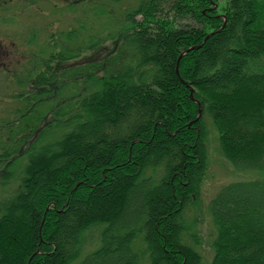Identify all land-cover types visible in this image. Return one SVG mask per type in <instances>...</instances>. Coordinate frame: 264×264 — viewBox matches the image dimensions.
<instances>
[{
    "label": "trees",
    "instance_id": "1",
    "mask_svg": "<svg viewBox=\"0 0 264 264\" xmlns=\"http://www.w3.org/2000/svg\"><path fill=\"white\" fill-rule=\"evenodd\" d=\"M19 1L27 2L20 12L36 2ZM45 1L78 14L77 28L53 31L60 42L48 43L32 26L38 45L27 42L37 54L15 76L14 93L8 87L12 101L0 114V264H204L196 218L189 223L186 213L198 210L206 121L240 175L207 203L209 264H264V0H137L118 13L113 8L127 0ZM13 2L0 0L2 13ZM105 20H113V34L80 40ZM13 47L0 40V61ZM91 55L88 64L63 67ZM0 64V81L11 82L15 71ZM134 186L142 190L131 194ZM112 253L125 258L111 260Z\"/></svg>",
    "mask_w": 264,
    "mask_h": 264
},
{
    "label": "rangeland",
    "instance_id": "2",
    "mask_svg": "<svg viewBox=\"0 0 264 264\" xmlns=\"http://www.w3.org/2000/svg\"><path fill=\"white\" fill-rule=\"evenodd\" d=\"M16 3L10 5L8 8V11L2 13V8H0V40H3L5 44H8L10 46V40L12 39L15 45L18 47H13L15 50L14 52H11L9 50V58L6 60V63L9 64L8 70L14 72V74H11L12 76L10 77L9 81H15V82H8V83H3L0 81V114H3L8 108L9 104L12 99H8L11 96H8L7 93H9L11 90L8 87H12L13 84H16L17 86V79L15 76H20L22 72L24 71V68L28 66V62L30 59V56L33 54H37V50L32 46L31 43H28L27 41L32 40L34 41V45L37 46L38 43L34 37V35L28 34L31 31V27H39L40 26V33L37 35V39L39 42H45V41H56L57 43L60 42V38L58 36L61 31L67 30L68 26H71L72 29L77 28V16L78 14H73L70 13V10L63 8L61 9V14L58 11H53L51 9L52 2H48L45 0H35L36 2L33 4V6L29 5L23 12H20L19 10L27 4L25 3H20L19 0H14ZM137 0H127L122 6L118 9V7L113 8L115 13H118L119 10L128 8V7H134L136 5ZM54 3L61 5L62 1L60 0H55ZM214 8L218 7V3L213 2ZM81 9V8H80ZM39 15H37L34 11H37ZM88 11V10H87ZM55 12V13H54ZM14 13L17 15L14 16ZM58 13V14H56ZM63 16V17H62ZM61 18V19H58ZM58 19V20H57ZM91 19V15H90ZM89 19V20H90ZM115 20V19H114ZM109 20L103 21L101 24H98L96 26L90 25V31H83L82 36L80 37V40L84 39L88 35H99L101 37H106L108 34H113L114 28H108L113 24V20L108 22ZM115 23L117 21L115 20ZM190 23V22H189ZM87 25V23H86ZM106 26L110 31H106L105 29L103 32L100 34L98 33L99 29H103V27ZM60 31L59 33H55V36L52 34L54 33L53 31ZM8 34V36L5 37V35ZM84 34V35H83ZM12 35L13 38L10 36ZM116 39V37H115ZM49 43V42H48ZM25 45V46H24ZM54 45V46H53ZM114 45V40H108L104 42L103 44V49L101 54H105L109 50L112 49ZM51 46L56 47L55 43H53ZM89 55L91 52H88ZM87 53V54H88ZM5 54V53H4ZM3 54V55H4ZM28 57V58H27ZM94 58L93 55L90 56V59L82 60V59H70L69 61L64 63L63 67L66 68H72L76 65H84L88 64V61L92 60ZM264 63V59L262 60ZM264 66V64H262ZM29 67V66H28ZM30 68V67H29ZM65 68V69H66ZM65 69H63L61 72H63ZM264 69V67H263ZM5 74L2 73L1 77L4 76ZM8 84L9 86H6ZM87 87H84L85 90L91 86V83L88 82ZM7 87V88H6ZM14 86L12 87V92L14 93ZM253 91L251 89H248V92L245 94L248 97H255L253 94H251ZM250 100H253L251 98H248L247 101H243L241 103H244V106L249 105L250 103L248 102ZM7 100L8 103L5 101ZM121 104V102H120ZM202 113V110L201 112ZM207 122V130L210 131V134L208 135L207 143H206V150H207V160H206V172L205 176L201 181V184L198 186V192H199V197L198 201H196V204L198 210L193 208L192 210H187L186 217L189 223L193 221L194 218H196V225L193 228V230L196 231L197 236H198V242H200V247L199 251L204 259V264H209L210 260L212 258V252L209 248V242H210V236H211V220L210 217L207 213V203L209 200L218 192V190L225 184L234 181L238 178H240V175L234 171V169L230 166V164L223 158L221 153L219 152L218 144H217V138L215 136V133L213 129L210 127L211 124L209 121ZM104 129L103 125L99 128L98 132H101ZM120 129H118L115 134L120 133ZM75 144V143H74ZM244 149V147H242ZM38 181H45L41 175L36 176ZM47 182V181H46ZM142 189L139 188L138 186H134L133 190L131 191V194H134L135 192H139ZM254 196L256 199L259 198V193L255 192ZM242 201H236L234 203H230V207H234L236 205L241 204ZM33 204V203H31ZM124 209L127 210L130 214L133 213L132 209L128 208V205L124 204ZM23 207L20 208L16 212L15 220L19 221L21 218V215L23 213ZM251 211H247L246 213L241 212L240 213V223L244 225L246 221V216L251 215ZM69 225H75V219L71 218L68 220ZM264 225V224H263ZM231 227H229L230 229ZM264 229V227H263ZM112 235H114L112 233ZM189 245H192V241L188 240L187 242ZM94 246L87 247L85 249L84 253H87L91 251ZM118 257L125 258V255L123 253L120 254H114L112 253L110 255L111 260H115ZM225 258H228L226 256ZM73 264H78L77 261L74 262ZM142 264H146L143 262Z\"/></svg>",
    "mask_w": 264,
    "mask_h": 264
},
{
    "label": "flooded vegetation",
    "instance_id": "3",
    "mask_svg": "<svg viewBox=\"0 0 264 264\" xmlns=\"http://www.w3.org/2000/svg\"><path fill=\"white\" fill-rule=\"evenodd\" d=\"M8 48V47H7ZM12 52V51H11ZM6 54H7V56H5V59H3L2 61H0V63H2V64H5V65H9V64H7L6 63V60L9 58V50L7 49L6 50V52H5ZM1 65V64H0Z\"/></svg>",
    "mask_w": 264,
    "mask_h": 264
},
{
    "label": "water",
    "instance_id": "4",
    "mask_svg": "<svg viewBox=\"0 0 264 264\" xmlns=\"http://www.w3.org/2000/svg\"><path fill=\"white\" fill-rule=\"evenodd\" d=\"M191 90V93H190V97L192 98L193 96H192V89H190ZM196 103H197V101L196 100H194ZM198 104V103H197ZM201 112V109H200V107L198 108V116H197V118H196V120L200 117V113Z\"/></svg>",
    "mask_w": 264,
    "mask_h": 264
}]
</instances>
